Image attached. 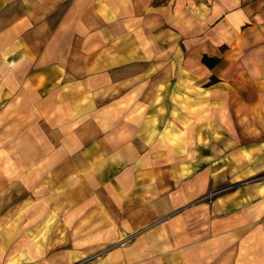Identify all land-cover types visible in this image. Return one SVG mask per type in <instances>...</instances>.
I'll return each mask as SVG.
<instances>
[{
  "label": "rangeland",
  "instance_id": "obj_1",
  "mask_svg": "<svg viewBox=\"0 0 264 264\" xmlns=\"http://www.w3.org/2000/svg\"><path fill=\"white\" fill-rule=\"evenodd\" d=\"M55 3L0 0V264H264L258 130L225 108L210 121L203 69L102 82L80 53L57 59L73 36Z\"/></svg>",
  "mask_w": 264,
  "mask_h": 264
},
{
  "label": "crops",
  "instance_id": "obj_2",
  "mask_svg": "<svg viewBox=\"0 0 264 264\" xmlns=\"http://www.w3.org/2000/svg\"><path fill=\"white\" fill-rule=\"evenodd\" d=\"M66 4L64 21L58 30L64 27L65 41L70 36L73 39L72 43L67 41L70 47L57 51V59H67L70 52L80 53L87 73L96 72L90 77L102 82H107L101 76L106 70L107 78L114 82L146 83L186 82L196 77L200 80L203 69L205 79L212 80V76L218 79L209 85L214 86L208 98L210 121L216 120L218 111L225 108L230 113L227 121L231 118L242 129L256 128L258 132L253 136L264 138V84L261 83L264 81V0H56L55 3ZM186 5L188 11L184 9ZM189 45L201 51L197 67L186 65ZM205 54L219 58L218 63L213 67L206 65ZM146 90L144 86L134 97L147 98L153 94L152 89L145 94ZM179 90L175 95H181ZM239 92V105L217 104V98L227 99ZM200 113L199 110L193 115ZM181 118L189 123L194 134L199 133L200 120L191 122ZM244 136L249 137L248 132L240 133V139ZM246 140L241 143L249 142Z\"/></svg>",
  "mask_w": 264,
  "mask_h": 264
},
{
  "label": "trees",
  "instance_id": "obj_3",
  "mask_svg": "<svg viewBox=\"0 0 264 264\" xmlns=\"http://www.w3.org/2000/svg\"><path fill=\"white\" fill-rule=\"evenodd\" d=\"M218 61H219V58L210 57L207 54H205L203 56V62L210 67H213L214 65H216L218 63ZM216 81H218L217 77L212 76V82L211 83L216 82Z\"/></svg>",
  "mask_w": 264,
  "mask_h": 264
}]
</instances>
